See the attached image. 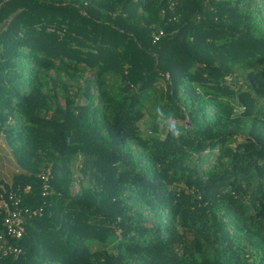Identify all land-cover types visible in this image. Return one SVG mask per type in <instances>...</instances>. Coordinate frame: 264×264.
I'll use <instances>...</instances> for the list:
<instances>
[{"label":"trees","instance_id":"obj_1","mask_svg":"<svg viewBox=\"0 0 264 264\" xmlns=\"http://www.w3.org/2000/svg\"><path fill=\"white\" fill-rule=\"evenodd\" d=\"M261 8L0 0V264H264Z\"/></svg>","mask_w":264,"mask_h":264},{"label":"built area","instance_id":"obj_2","mask_svg":"<svg viewBox=\"0 0 264 264\" xmlns=\"http://www.w3.org/2000/svg\"><path fill=\"white\" fill-rule=\"evenodd\" d=\"M29 186L24 188L27 191ZM7 199L0 196V208L4 213L3 223L8 233L14 238L21 236L23 232V220L24 214L35 213V211H29L27 208L18 207L19 195L17 193H9ZM13 206V207H12ZM15 253H18V249H12Z\"/></svg>","mask_w":264,"mask_h":264},{"label":"crops","instance_id":"obj_3","mask_svg":"<svg viewBox=\"0 0 264 264\" xmlns=\"http://www.w3.org/2000/svg\"><path fill=\"white\" fill-rule=\"evenodd\" d=\"M21 170L14 154L0 131V181L10 183L13 175Z\"/></svg>","mask_w":264,"mask_h":264},{"label":"rangeland","instance_id":"obj_4","mask_svg":"<svg viewBox=\"0 0 264 264\" xmlns=\"http://www.w3.org/2000/svg\"><path fill=\"white\" fill-rule=\"evenodd\" d=\"M257 15H256V18H257V21L258 23L260 24L261 27H264V17H263V9L261 8L259 11H257ZM52 73V71H51ZM144 117L141 118L139 121H140V124H142L143 127H146V123L144 122ZM76 178L78 179H81L80 175L79 174H76L75 175ZM77 189V185H74L72 186V191H75ZM178 233H179V238H178V241L173 244L172 246V249L176 252V253H180L183 251V248L185 247V243H186V238L188 239L189 236H188V233H185L183 231V229L181 228H178ZM101 245H98V243H96L95 245H90V249H94V248H97ZM251 253L253 254V250H251Z\"/></svg>","mask_w":264,"mask_h":264}]
</instances>
